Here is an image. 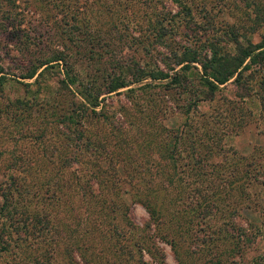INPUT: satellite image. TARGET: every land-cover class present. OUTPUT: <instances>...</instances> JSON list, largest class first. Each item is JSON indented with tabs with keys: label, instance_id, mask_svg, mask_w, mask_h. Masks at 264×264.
Instances as JSON below:
<instances>
[{
	"label": "rangeland",
	"instance_id": "374dc122",
	"mask_svg": "<svg viewBox=\"0 0 264 264\" xmlns=\"http://www.w3.org/2000/svg\"><path fill=\"white\" fill-rule=\"evenodd\" d=\"M251 1L0 0L1 61L8 75L16 78L0 88V107L12 99L11 111H22L24 117H57L52 112L67 116L66 108L60 112L53 106L57 99L65 101L68 96L57 75L49 71L39 79L18 77L41 55L65 52L76 57L80 51L83 56L77 64L86 71L94 72L98 66L100 70L109 69L110 62L116 60L127 76L128 64L134 66L133 62L146 70H166L161 60L168 54L166 48L154 41L161 25L169 29L163 38L170 49L181 53L183 47L191 46L202 57L210 42L222 46L223 53H233L235 44L229 38L233 34L241 35L245 44L246 36L253 43L264 41V0ZM252 25L255 30L249 29ZM84 29L89 34L84 36ZM64 37H72L74 42L71 38L64 44ZM210 55L206 53V57ZM95 58L101 62L96 63L92 60ZM240 71L248 76L249 92H238L231 79L220 84L212 98L203 99L197 91L202 67L195 62L185 71L186 93L161 88L138 90L137 94L126 90L141 82L110 93L102 102L104 113L113 127L122 129L119 134L122 138L125 135L126 143L108 135L112 127L105 122L95 125L102 129L100 135L108 138V149L120 150L113 156L118 158L121 178L133 180L129 172L134 166L146 169L144 165L149 164L153 171H146L144 180L150 177L151 182H147V188L140 183L120 182L125 190H120L117 198L123 208L105 205L122 231L119 241L113 238L117 245L114 249L108 248L105 239L104 244L102 239L94 241L92 235L87 236L89 210L98 206L88 207L84 201L95 199L86 200L88 196L77 194L75 185L71 191L64 186L62 192L54 190L61 195L60 202L51 205L52 209L45 206L42 212L50 211L49 237L61 244L55 250L40 252L42 257L37 259L43 260V255L52 251V264H88L86 259L89 264H252L262 255L264 264V64L243 66ZM15 100L24 102V107ZM30 126L27 133L33 129ZM51 132L50 127L42 143L27 141L19 134L0 143V180L9 175L13 156L20 166H27L31 180L46 179L61 161L54 146L58 143L60 147V142ZM186 138L189 142L183 144ZM165 141H170L169 146L176 151L171 158L161 154ZM3 148L11 154L1 152ZM125 148H129L130 158L122 153ZM197 158L201 159L199 163ZM155 165H159L156 174ZM85 170L90 173L89 168ZM112 183L102 188L98 182L92 183L94 197L113 196L109 192ZM138 197L150 198L152 203L162 198L165 219L160 223L151 219L142 204L145 200L139 202ZM201 203L204 205L200 207ZM113 228L110 226L109 231ZM38 239L33 247L28 244V248L0 249V264L32 263L38 246L40 251L42 246L49 247V238L45 242L42 236Z\"/></svg>",
	"mask_w": 264,
	"mask_h": 264
},
{
	"label": "trees",
	"instance_id": "16d2710c",
	"mask_svg": "<svg viewBox=\"0 0 264 264\" xmlns=\"http://www.w3.org/2000/svg\"><path fill=\"white\" fill-rule=\"evenodd\" d=\"M252 1L251 3L254 4V0ZM179 11L181 10H176L174 14H179ZM163 19L165 20L164 17ZM157 22L161 24L160 21ZM187 22L189 23V21ZM249 29L255 30L256 27L252 25ZM84 31V36L86 33L89 34L87 29H84ZM168 32V27L161 25L156 37L154 34L155 39L153 38L154 41L159 42V44H162L166 48L165 52L168 54L161 59L164 61L166 70L159 67L146 70V68L139 63L133 62L135 64L134 66H129L127 63V77L123 75V65L119 61L113 60L110 62L109 69L100 70L98 66L94 72L86 71L87 68L80 67V65L77 64L83 56V54H80V51H77L78 55H76V57H73V55L71 56V53L66 54L65 52L63 54L62 52H58L57 54L60 55L50 56L49 54V57L41 55L37 58L36 63L33 65L30 64L24 68L23 73H20L18 76L22 79H32L33 77L39 79L50 71L52 74L58 76V83L61 89L64 90L70 98L68 99L67 96V100L61 102L57 99L53 105L54 108H58L60 112L66 108L67 111L65 114L67 116L56 115V112H52V114L57 117H24V114H22V117V111L19 113L17 111H11L14 105L12 99L8 100L3 107H0V114L7 116L0 117V143L3 144L5 141L11 140L14 134H19L20 138H26L27 141L35 139L42 143L45 142V135L50 127L53 130L51 134H55L56 140L60 142V147L57 146L58 143L54 145L56 154L61 160L60 165L57 164L53 172L46 179L38 180L34 178L31 180L28 175L30 173L27 171V166L23 164L20 166L19 163H17V159L15 160L12 154L13 160H11L8 165L10 173L4 181L2 179L0 180V218L2 219L0 221V249L7 251L11 248L10 246L28 248V244H31L30 247H33L32 245L39 243L38 237L42 236L44 238L42 240L43 242L47 241L49 238L47 241L49 247L46 249L42 246V251H40L41 248L38 249V246L36 256L32 258V263L21 264H52V259L54 258L52 251L46 254V257L43 255V260L41 261L37 259V257H42L40 252L55 250V248L61 244L60 241L52 236L49 237L48 229L51 223L49 220L50 211L42 212L45 206L49 205L50 209L51 205L53 207L60 202L61 195L58 196L54 190H60V192H62L64 186L68 191H71V186L75 185V192H77V194L88 196L86 200L90 197L95 199L93 202L89 200L84 201L88 207L91 204L98 206L89 210L92 217L90 215L88 224H86L89 229L87 231V236L91 238L92 235L94 241L102 239L104 244L106 241L109 249H114V247L117 246L114 239L119 241L122 237V231L114 221V217L106 211L105 205H109L113 207V209L123 208L118 201L119 198H117L120 195V190H125L120 182L127 184L128 181L129 184L135 183V185L140 183L144 188H147L145 187L147 186V182H151L150 177L147 178V181L144 180L145 172L153 171L152 168L148 167L149 164L144 165L146 169L136 164L133 171L129 172L130 178L133 180L125 181L121 178L118 173V163L116 162L118 158L113 156L114 153H116L114 155H119L120 150L108 149V138H106L105 134L100 135L102 129L95 125L100 121L105 122L113 129L109 130L110 133L108 135L117 136L118 139L125 142V135L123 136L124 138H122L119 134V130L122 129L113 127V123L107 114L104 113L105 107H103L104 103L102 102L105 98L110 96V93L140 82L141 85H135L126 90L130 93H136L138 90L149 91L150 89L161 88L173 90L179 94L186 93L187 86L184 85L185 71L191 68L195 62H200L202 67V74L200 75L201 84H198L199 87H197V91H201V97L203 99L212 98L219 89L220 84H224L231 79L230 82L234 84L238 92L239 90H241V92H249L251 88L248 85V76H244L240 70L243 69V66L248 67L257 62L264 64V41L253 43L246 36L245 44L241 40V35L233 34L229 37L235 44V51L233 53L227 51L223 53L221 52L222 46L219 47L213 42H210L204 49L205 53L202 57L200 52L191 46L183 47L184 49L181 53L170 49L168 47L169 45L165 42V38H163ZM239 36H241V38H239ZM71 38L72 37H64V44L68 43ZM72 42H74V39ZM81 43H75V45L80 46ZM89 44L95 46V43L92 41H89ZM98 44L100 43L98 42ZM3 49L4 45H1L0 42V88H3V84L7 80L16 79L15 77L9 76L5 71V66L1 61ZM207 52H210V57H206ZM92 60H95L96 63L101 62L99 58ZM85 66L88 67V63ZM177 67L178 69H176ZM54 68L57 69L52 71L51 69ZM181 74L183 77H181ZM146 79L150 80L147 81ZM19 82L23 85L31 86L29 82ZM15 102L20 103V105L24 107V102H19L18 100H15ZM99 105L102 107L98 109ZM11 113H13V115H11ZM30 125H33V129L36 130V133H33V129H31L29 133L25 131L29 130L28 127ZM169 142L170 141L166 143L165 141L162 143L166 145L162 147L161 154L163 156L165 155L164 157L166 158H168V156L170 158L173 157V153L175 154L176 152L174 151L173 145L169 146ZM188 142L189 138H186L182 143L187 144ZM124 150L125 151L122 150V153L127 156V158H130L131 152L129 148H125ZM1 152H9L11 154L10 150L7 149L5 151L4 148ZM141 152H144V150L142 149ZM17 157H19V155ZM89 157L91 158L89 159ZM200 160V158H197L198 163ZM162 166H164V164ZM158 167L159 165H155L154 174L158 173ZM88 168L90 173L85 170ZM90 168L95 169L91 170ZM81 170L82 172L84 171L82 174ZM86 172L88 173L87 176L85 174ZM110 181L113 182V188H111L109 192L110 195L114 197H94L95 193H93V189H91V184L98 182L99 188H102L104 185L108 187ZM52 186L54 188L53 190ZM158 190L159 189L155 191L150 190L154 193L153 197L157 196ZM161 190L165 195V189L163 190V188H160V191ZM64 194H68V192L64 191ZM149 199L150 198L147 197L137 198L139 202L145 200L142 204H144L150 213L151 219L156 223H160L162 219H165L163 214L164 206L161 202L162 198L156 200L155 203H152ZM102 205H104V207ZM203 205L204 204L201 203L200 207ZM167 221L171 220L169 219ZM128 224L132 226L133 222H128ZM110 226L112 228L114 227L112 231H109ZM78 240H80V237ZM134 241L138 246L139 243L137 239ZM120 247L122 248V246ZM38 254L39 256H37ZM254 259L259 260L252 264H261L263 256L259 255ZM85 261L88 262V264L91 262L87 259ZM217 264H221L220 261H217Z\"/></svg>",
	"mask_w": 264,
	"mask_h": 264
}]
</instances>
